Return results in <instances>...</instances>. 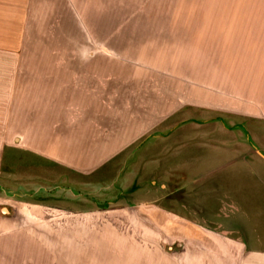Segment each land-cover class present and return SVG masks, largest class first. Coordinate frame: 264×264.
Here are the masks:
<instances>
[{"label":"rangeland","instance_id":"rangeland-1","mask_svg":"<svg viewBox=\"0 0 264 264\" xmlns=\"http://www.w3.org/2000/svg\"><path fill=\"white\" fill-rule=\"evenodd\" d=\"M256 11L264 0H0L2 68L98 74L99 97L155 124L96 183L67 173L60 205L22 203L7 162L0 264H264V120L227 111L235 27Z\"/></svg>","mask_w":264,"mask_h":264},{"label":"crops","instance_id":"crops-1","mask_svg":"<svg viewBox=\"0 0 264 264\" xmlns=\"http://www.w3.org/2000/svg\"><path fill=\"white\" fill-rule=\"evenodd\" d=\"M255 14L235 27L241 68L231 74L235 97L227 111L264 120V18ZM98 77L81 70L0 64V126L8 125L0 140L9 141L8 150L0 151V173L8 162L10 188L22 203H64L67 173L96 183V174L113 172L114 163L130 157L131 147L153 131L155 124L99 97ZM218 117L207 114L203 121L224 126ZM84 187L97 189L94 183Z\"/></svg>","mask_w":264,"mask_h":264}]
</instances>
